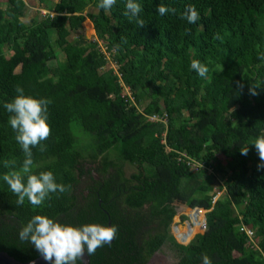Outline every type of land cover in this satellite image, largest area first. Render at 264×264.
Listing matches in <instances>:
<instances>
[{
  "label": "trees",
  "instance_id": "16d2710c",
  "mask_svg": "<svg viewBox=\"0 0 264 264\" xmlns=\"http://www.w3.org/2000/svg\"><path fill=\"white\" fill-rule=\"evenodd\" d=\"M38 1L49 12L30 23L25 0L0 4V249L28 261L61 235L111 221L112 244L96 227L82 241L91 264H147L164 246L172 264H264V0ZM87 17L96 39L83 32ZM86 153L105 183L84 204ZM126 163L138 171L128 177ZM173 197L209 210L188 244L172 234ZM127 208L138 210L128 235L116 226ZM54 264L82 262L63 243Z\"/></svg>",
  "mask_w": 264,
  "mask_h": 264
},
{
  "label": "rangeland",
  "instance_id": "374dc122",
  "mask_svg": "<svg viewBox=\"0 0 264 264\" xmlns=\"http://www.w3.org/2000/svg\"><path fill=\"white\" fill-rule=\"evenodd\" d=\"M26 3H27V11H26V14L25 16L22 18L25 22L27 23H30V21L32 20V18H37V19H40L43 15L47 14L49 11L48 10H45V9H42L40 8V3L38 0H25ZM52 2H57L58 0H51ZM0 4L5 7L6 6V0H0ZM98 11V8L97 7H94V6H89L85 13H94V12H97ZM90 19L87 17L84 21H83V32L85 33L86 37L88 38H92V39H96V31H95V28H94V25L93 23L91 22V24L89 23ZM93 29V30H92ZM46 54V51H43L41 50L38 55L41 56V55H44ZM59 59L60 60H64V53H62L61 50H59ZM50 66H56L57 65V61L56 60H51L49 62ZM22 65V63H21ZM20 65V66H21ZM20 66H18L17 70L16 71H19L20 70ZM107 67H113L114 69L117 68V66L115 65V67L113 66V63L109 62V64L107 65ZM89 93L91 94H96V91L95 90H91V91H88ZM101 93H98L97 95L99 96H105L106 98L112 100V101H115V97L114 95L110 94V95H107V93L105 92H102L100 91ZM149 100H145V102L140 105V109L142 110L145 106L146 103H148ZM114 103V102H113ZM143 114V113H142ZM72 130H73V133L78 137V141L81 142V143H88V139L89 138V135L86 134L83 129L75 122L72 123ZM111 153H115L114 150H111ZM92 163H95L91 160V157L89 156L88 153L85 154L84 158L82 159V165H89V164H92ZM138 171V168L137 166L131 164V163H126L125 164V172H126V175L129 177L132 173L134 172H137ZM85 185V182H83L81 179H80V182H79V186L81 188H83ZM223 194V191L221 192H218L217 197H219L220 195ZM172 202L177 206V209H178V213L174 216V219H173V222H172V226H171V229H172V234L174 236V238L178 241V239L184 243H188L190 240H192L197 234L199 233H205V231L207 229H202L200 228V225L199 223L195 221V218H194V215H192L193 213H196L195 209L197 206H190L188 205L184 200H180V198L178 197H173L172 199ZM194 210V211H193ZM203 211V210H201ZM199 211V212H201ZM197 214V213H196ZM194 222H195V225H194ZM256 238V237H255ZM256 243L258 244V239H255ZM227 246H231L232 247H238L235 240L234 239H229L227 242H226ZM255 246V245H254ZM257 248V246H255ZM259 250V248H257ZM170 249L167 248L166 246H164L157 254H156V257L155 259H153L150 264H162L161 263V259L164 258V257H167V262L166 264H172L174 262L177 261V258L175 256V253L171 250L169 251ZM247 258H245V260L243 259V261H246ZM241 262V261H239Z\"/></svg>",
  "mask_w": 264,
  "mask_h": 264
},
{
  "label": "flooded vegetation",
  "instance_id": "af4514ba",
  "mask_svg": "<svg viewBox=\"0 0 264 264\" xmlns=\"http://www.w3.org/2000/svg\"><path fill=\"white\" fill-rule=\"evenodd\" d=\"M100 164L99 163H92V164H89V165H80V167L81 168H83V173H82V175H81V180L83 181V182H85V185H84V187L83 188H81L79 185H77V187H76V192H78V193H81L82 191H83V193H82V197L81 198H86L85 200H84V204L85 203H88V202H91L90 201V199L88 198L89 196H90V194L91 193H94V192H98L97 191V186H98V184L99 183H102V184H104L105 183V180H104V174L101 172V166H99ZM117 202V201H116ZM118 204H119V208H121V209H123L124 207L123 206H125V205H123V204H121V202H118ZM149 208V205L148 204H145L144 206H143V210H147ZM129 209V210H128ZM138 212V210H132V209H130V208H127V211H124V213L125 214H128V215H130V217L129 218H125L124 220H119V219H116V226H120L121 227V230H122V232H124L125 234H130L131 232H132V229H131V227H129V223L131 222V218L135 221L136 219H138L136 216H137V213ZM139 212H141V213H139L140 215H142V211H139ZM148 216H150V214H148ZM128 221V222H127ZM127 222V223H126ZM143 225V224H142ZM94 226H96V225H94ZM145 227V229L148 231V230H150V226H148V225H145L144 226ZM103 228V227H102ZM112 229V228H111ZM103 230H104V234L100 231V233H101V237H102V240L104 239V241H106L108 244H112V242H114V239H115V237H114V233H113V230H112V235H113V237H112V235H111V233H110V229H109V225H108V229L107 230H105L104 228H103ZM152 232H154L153 230H152ZM73 235H76V234H73ZM80 235V234H79ZM90 235V234H89ZM109 241V242H108ZM10 242L9 243H6V246L7 247H12V248H16V249H18L21 253H22V255L24 256L27 252L26 251H29V250H32V248L30 247V246H24V245H20V246H10ZM83 245L85 246V244L83 243ZM70 246V245H69ZM85 248H86V246H85ZM73 249V248H72ZM0 250H3V251H7L6 249H0ZM74 250V249H73ZM87 250V249H86ZM75 251V250H74ZM160 250H158V251H156L152 256H151V258L149 259V261L147 262V264H150V262L153 260V259H155V257H156V254L159 252ZM7 252H9V251H7ZM76 252V251H75ZM87 253H88V251H87ZM66 254H68V252H66ZM89 255V254H88ZM76 256L77 257H79V255H78V253L76 252ZM73 257H75L74 256V254H71V255H68V259H70V260H72L73 259ZM89 257H90V255H89ZM76 259V258H75ZM79 259H80V257H79ZM55 261V260H54ZM75 261V260H74ZM80 261H81V259H80ZM82 262V261H81ZM166 262H167V257H164V258H162L161 259V263L162 264H166ZM53 264H54V262H53Z\"/></svg>",
  "mask_w": 264,
  "mask_h": 264
},
{
  "label": "water",
  "instance_id": "95a60500",
  "mask_svg": "<svg viewBox=\"0 0 264 264\" xmlns=\"http://www.w3.org/2000/svg\"><path fill=\"white\" fill-rule=\"evenodd\" d=\"M95 227L98 228L104 234L103 228L99 225H96L80 235H61L54 239L49 245V247L42 254L28 261L19 260L9 252L0 250V264H53L54 260L58 256L60 246L63 243L70 245L78 253L82 264H91L90 257L82 241L89 236V234ZM109 229L112 235L111 221H109ZM178 242L182 243L180 240H178Z\"/></svg>",
  "mask_w": 264,
  "mask_h": 264
},
{
  "label": "built area",
  "instance_id": "2783aa9c",
  "mask_svg": "<svg viewBox=\"0 0 264 264\" xmlns=\"http://www.w3.org/2000/svg\"><path fill=\"white\" fill-rule=\"evenodd\" d=\"M115 71L117 73V75L120 77L121 75L119 74V72L117 71V68H115ZM124 85V84H123ZM125 93L128 94L129 96H131V92H130V89L128 87L125 86ZM132 101H133V98H132ZM134 103V101H133ZM140 109V108H139ZM141 110V109H140ZM143 113V112H142ZM144 114V113H143ZM144 116L146 117V119L149 121H161V122H164V123H167V119L165 116L163 115H158V114H151V115H147V114H144ZM163 139H162V142L163 143H166V133L163 134ZM180 155H182V157H180L179 159H182L184 160L189 166H191L192 168L194 169H199L203 166L202 163L198 162L196 159L192 158L191 156H189L186 152H180ZM217 196V195H216ZM216 196L214 197V200H213V203L216 202L217 198ZM196 209H199V210H203V217L200 218L198 220V223L200 225V228L201 230L202 229H206L207 228V212L209 211L208 209H205L203 207H199L197 206ZM194 225H195V222H194ZM241 231L245 232L250 238H252L254 236V231L252 229H250L249 227L247 226H242L241 227ZM179 240V239H178ZM191 241V240H190ZM189 241V242H190ZM182 242V241H181ZM188 242V243H189ZM182 244H184V242H182ZM187 244V243H186Z\"/></svg>",
  "mask_w": 264,
  "mask_h": 264
},
{
  "label": "bare ground",
  "instance_id": "6f19581e",
  "mask_svg": "<svg viewBox=\"0 0 264 264\" xmlns=\"http://www.w3.org/2000/svg\"><path fill=\"white\" fill-rule=\"evenodd\" d=\"M195 210H199V209H195ZM194 211V210H193ZM201 211V210H200Z\"/></svg>",
  "mask_w": 264,
  "mask_h": 264
}]
</instances>
